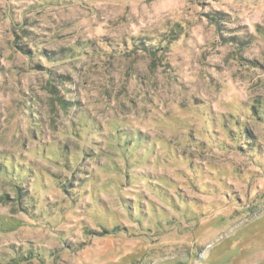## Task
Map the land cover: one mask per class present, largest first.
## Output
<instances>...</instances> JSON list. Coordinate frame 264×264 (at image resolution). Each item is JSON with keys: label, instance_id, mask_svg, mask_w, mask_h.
Instances as JSON below:
<instances>
[{"label": "rangeland", "instance_id": "1", "mask_svg": "<svg viewBox=\"0 0 264 264\" xmlns=\"http://www.w3.org/2000/svg\"><path fill=\"white\" fill-rule=\"evenodd\" d=\"M0 264H264V0H0Z\"/></svg>", "mask_w": 264, "mask_h": 264}, {"label": "trees", "instance_id": "2", "mask_svg": "<svg viewBox=\"0 0 264 264\" xmlns=\"http://www.w3.org/2000/svg\"><path fill=\"white\" fill-rule=\"evenodd\" d=\"M213 20H214V18H213ZM219 20H220V19H217V18H216V21H219Z\"/></svg>", "mask_w": 264, "mask_h": 264}]
</instances>
